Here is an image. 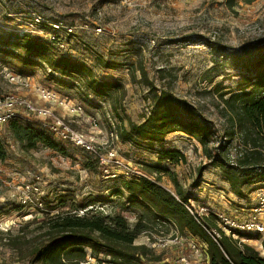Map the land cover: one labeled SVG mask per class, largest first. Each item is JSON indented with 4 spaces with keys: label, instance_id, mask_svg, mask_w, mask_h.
I'll use <instances>...</instances> for the list:
<instances>
[{
    "label": "rangeland",
    "instance_id": "obj_1",
    "mask_svg": "<svg viewBox=\"0 0 264 264\" xmlns=\"http://www.w3.org/2000/svg\"><path fill=\"white\" fill-rule=\"evenodd\" d=\"M24 13L74 27L72 35H63L73 58L84 61L98 78L117 87L108 89L103 98L90 95V102H86L76 89L79 79L55 74L60 82L55 80L45 65L35 60L29 63L23 49L10 44L7 48L0 46V95L35 96L30 88L31 93L10 84L4 77L9 72L29 77L33 88L40 84L54 86L84 102L86 115L97 120L99 132L92 133L100 140L108 138L109 119L114 128L119 119L126 125V117L141 122L149 108L150 83L157 89L170 87L175 97L199 109L218 130L219 140L224 123L217 112L222 108L218 93L240 88L245 77L253 75L244 71V65L253 61L254 51L264 48V0H0V31L7 34L8 25L14 23L11 18ZM95 24L102 29L98 35L93 31ZM8 125L0 127L7 151V159L0 161V264H40L28 257L43 239L40 233L44 230L36 227L44 218L63 211L120 214L134 224L141 212L129 207L126 194H112L119 185L117 178L85 167V157L67 145L63 146L64 154L40 146L26 150ZM74 127L90 132L85 121ZM111 146L109 143L107 149ZM160 149L158 145L149 148L122 143L117 153L122 166L145 171V175L149 174L145 169L149 164L169 169L171 178L161 174L156 182L174 194L176 181L183 190L190 189L191 198L200 207L214 206L242 219L253 215L264 183L254 186L246 198L238 199L217 168L206 167L198 176V168L207 160L194 139L179 132L164 138L162 149L177 150L183 158L160 159ZM151 179L155 181L156 176ZM32 184L39 192L26 189ZM203 187L205 192L200 193ZM23 195L29 197V204L21 202ZM157 230L164 233L150 230L134 243L146 245L152 250L151 258L159 256V261L164 260L161 264H167L177 250L172 246L162 248L161 243L150 248L147 237L170 238V231L165 233L161 227ZM244 239L264 256V238L250 235ZM86 252L91 254L89 249Z\"/></svg>",
    "mask_w": 264,
    "mask_h": 264
},
{
    "label": "trees",
    "instance_id": "obj_2",
    "mask_svg": "<svg viewBox=\"0 0 264 264\" xmlns=\"http://www.w3.org/2000/svg\"><path fill=\"white\" fill-rule=\"evenodd\" d=\"M1 31L2 48L10 44L22 48L29 63L38 61L60 78L79 79L76 89L86 102H90V95L103 98L108 89L117 87L98 78L91 67L72 56L53 55L44 41L24 33ZM244 71H251L253 75L246 76L240 88L235 91L221 89L218 93L222 108L217 112L224 123L219 140L216 139L218 130L212 128L199 109L175 97L170 87L163 85L157 89L150 83L149 108L141 122L135 123L126 117V125L122 119L116 123L120 144L149 148L158 145L160 159L176 160L183 155L174 149H162L164 138L176 132L185 134L198 142L207 160L198 168V176L206 167L217 168L230 193L238 199L246 198L254 186L264 183V48L254 51V59L244 65ZM56 75L54 79L59 81ZM8 126L26 150L40 146L65 153L63 145L34 123L14 120ZM6 159L7 151L0 137V161ZM85 167L97 169L96 161L87 159ZM145 169L147 173L155 174V181L146 177H118L119 185L112 192L117 196L126 194L129 207L141 212L134 224L120 214L106 215L87 210L78 215L63 211L44 218L36 227L44 230L40 233L43 239L32 248L28 257L40 264H81L88 255L86 249H89L96 258L99 254L109 256L106 264H147L161 259L159 256L151 258L152 250L144 244H135V240L150 230L164 233L157 230L158 227L166 229L165 233L174 227L180 234L188 231L207 244L209 264H264V256L248 244L239 247L237 241L225 235L216 244L184 206L191 198L190 189L189 192L183 190L174 181L172 194L156 182L161 174L171 178L169 169L158 163L149 164ZM214 222L212 215L202 218L206 229L214 227Z\"/></svg>",
    "mask_w": 264,
    "mask_h": 264
},
{
    "label": "built area",
    "instance_id": "obj_3",
    "mask_svg": "<svg viewBox=\"0 0 264 264\" xmlns=\"http://www.w3.org/2000/svg\"><path fill=\"white\" fill-rule=\"evenodd\" d=\"M16 17L18 18H11L14 23L8 25L5 31L8 30V33H24L28 37L44 41L53 55L72 56L70 51H68V39L63 35H72L75 32L74 27L63 25L59 21H46L36 13H24ZM84 26L87 28L86 24ZM101 30L99 25L95 24L93 26V31L96 35L100 34ZM80 62L90 67L84 61ZM47 70L50 72L48 67ZM4 77L10 84L17 86L19 89L27 90L28 92H30L29 88L32 89L35 91V96L34 94H32V97L21 94L0 95V127L14 120H29L28 122L36 124L55 142L63 146L67 145L72 150L78 151L81 156L85 157V160H95L99 172H103L110 179L118 177H146L152 180L151 178L155 176L152 173L145 175V171L143 173L128 165L122 166L117 153L120 142L111 119H109L111 128L108 138L100 140L92 133L94 130L99 132L97 120L90 115H86L84 103L76 97H68L55 90L54 86L40 84L33 88L28 82L29 77L19 74L9 72ZM82 121L87 122L90 127L89 133L74 127V124H81ZM109 143L113 146L107 149ZM35 178L38 179L39 177L35 176ZM26 189L31 192H39V188L33 184L26 186ZM204 192L205 189L203 187L200 193ZM20 199L24 204L30 203L29 197L26 195H23ZM188 202L187 205L184 204L185 208L216 244L222 235L237 241L239 247H242V244H247L244 238L250 235H260L264 238V193L258 195V204L253 210L254 213L246 219L214 209V206L200 207L194 198H189ZM34 206L36 208L39 207L36 203ZM209 215L213 216L215 226L206 229L202 224V218ZM169 231L170 238L167 239L153 235L154 237H152L156 238L154 240L146 236V239L151 241L150 248H154L156 243H161L162 248L172 246L177 250L175 253L176 257L173 260L167 259V264H209L208 246L205 242L188 231L180 234L174 227ZM98 259L101 262H98ZM109 260V256L99 254L96 258L89 254L81 264H106ZM161 262H164V260L159 261V264Z\"/></svg>",
    "mask_w": 264,
    "mask_h": 264
},
{
    "label": "bare ground",
    "instance_id": "obj_4",
    "mask_svg": "<svg viewBox=\"0 0 264 264\" xmlns=\"http://www.w3.org/2000/svg\"><path fill=\"white\" fill-rule=\"evenodd\" d=\"M27 218H29V216Z\"/></svg>",
    "mask_w": 264,
    "mask_h": 264
}]
</instances>
